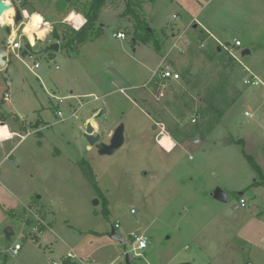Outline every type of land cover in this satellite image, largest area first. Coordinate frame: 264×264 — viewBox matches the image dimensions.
Listing matches in <instances>:
<instances>
[{"label": "rangeland", "instance_id": "1", "mask_svg": "<svg viewBox=\"0 0 264 264\" xmlns=\"http://www.w3.org/2000/svg\"><path fill=\"white\" fill-rule=\"evenodd\" d=\"M89 1L11 2L16 10L15 26L9 25L11 32L16 31L14 36L28 35L21 39L27 47L22 49L26 56L24 61L33 66L35 59H39L41 66L32 71L20 59L6 57L7 66L0 69V135L9 139L11 130L17 128L22 133L30 132L21 143L17 137L0 142L2 264H20L26 260L29 264L58 262L69 246L83 255L92 256L94 264H127L126 248L133 256L129 264H252L249 257L256 264H264V214L262 221L257 215L259 211L264 212V187H247L260 179L258 174L245 157L242 145L225 144V139L233 140L230 133L239 134L257 121L258 118L245 116L248 107L254 108L256 113L260 105L264 106V83L245 85L243 82L250 76L244 64L264 82V0H181L184 8L180 6V0H153L150 23H147L154 29L159 50L151 43L140 41L134 45L131 39L136 22L126 10L127 0H109L112 9L102 10L97 21L104 29L97 41H87L78 53L63 48L64 40L60 39L57 43L61 49L50 58L48 55L53 51L45 50L51 43H56L51 35L48 37L52 32L50 28L61 31L68 25L76 29L66 16L74 10L78 14L76 21H81L82 11ZM203 4L204 16L210 19L211 29L218 33L216 38L225 43H234L235 38L242 40L243 46L237 48L239 60L221 47V42L209 36L204 48H201L200 40L180 39L182 48L173 50L169 59L162 62L171 43L169 36L163 38L165 30L161 26L176 20L182 22L180 14L191 18ZM17 11L22 14L20 21H16ZM174 13L179 15L178 19L173 18ZM34 16L42 19L34 22ZM142 16L145 17L143 11ZM118 29L126 33L127 39L113 36ZM7 36L5 24L0 21V49H5ZM31 42L36 46L31 47ZM245 47L252 50L250 55L241 54ZM220 57L233 59L230 67L233 65L234 68L223 70L218 62ZM161 63L177 71L180 79L157 81L154 72ZM190 65V83L187 85L183 70ZM226 74L230 76L228 98L235 96L237 90L241 91V96L225 109L221 125H217L226 131L219 139H224L223 144L218 147L208 143L195 152L202 143H195L193 137L184 135L180 129L196 124L193 118L198 117L196 111L202 105L206 89ZM197 81V87L191 88L192 82ZM68 89L103 93L81 97V103H90L82 106L80 111L65 102L57 107L59 102H54L49 91L57 90L58 94ZM8 91L11 100L3 102ZM101 96L104 100L101 107L106 110H101L102 118L93 121L94 134L100 135V139L91 146L85 136L89 121L85 112L90 113L93 99ZM99 110L100 107L95 108L93 115ZM15 113L28 120L23 118L24 122L17 123L13 117ZM71 114L78 117L72 118ZM120 124H124L129 142L111 155H101L99 145L110 143ZM38 130L44 132V147L38 145L42 136ZM67 134L71 144L64 139ZM176 145L175 152L169 156L161 149L170 151ZM252 145L249 147L252 156L260 155L264 159V134L257 145ZM57 147L64 155L56 153ZM86 161L98 179L100 191L109 200L110 220L104 217L102 198L85 173ZM151 166L158 171L156 176L146 174L152 170ZM214 186L228 193L226 202L213 197L209 189ZM243 190H246L245 194L240 195ZM241 196L248 197L245 207L239 204ZM37 200L39 207L47 210L53 207L57 213L46 214V219L51 220L57 230V234L51 233L53 252L48 248L39 249L36 238L26 233L31 228L26 220L31 216L34 218L36 210L32 207L34 213H31L26 209L25 214L24 203L34 205ZM153 219L156 223L151 225L152 228L145 230V227L137 232L148 238L147 248L134 250L136 244L129 233L148 226ZM116 220L120 224L117 232L126 238V243L109 237ZM7 227L14 232L10 237L6 236ZM152 233L153 239L149 238ZM16 242L25 245L24 250L30 249L25 259L22 254L8 253ZM135 252H141V255L136 256Z\"/></svg>", "mask_w": 264, "mask_h": 264}, {"label": "crops", "instance_id": "2", "mask_svg": "<svg viewBox=\"0 0 264 264\" xmlns=\"http://www.w3.org/2000/svg\"><path fill=\"white\" fill-rule=\"evenodd\" d=\"M200 1V0H199ZM108 2H109V0H107V3L103 6V8H102V10L103 11H109V10H111L112 8H110V7H112L111 5H108ZM153 2V0L152 1H147V2H145L144 4H143V15L146 17V19H147V21H148V19H149V15L151 14V3ZM180 6L182 7V8H184L185 6H184V4H182V1L180 0ZM101 10V11H102ZM205 10V5L203 4V7L198 11V12H196L191 18H189L188 19V17L187 16H185V14H180V17H182V22H178L177 20L175 21V22H173L172 24H170V25H165V26H161V28H163L164 30H165V32H164V36H163V38L165 39H167V37L169 36L170 37V43L172 44H170V49L169 50H166L165 51V54H164V59H163V61L162 62H164V60L165 59H169V57L171 56V52L173 51V50H176V48L178 49V50H180L181 48H182V45H181V41H180V39H184V38H191L192 39V41H195V40H200L201 42H200V46H201V48H204L205 47V45H206V39L207 38H209V36H212V38H216V35L215 34H218V33H216V32H214L212 29H211V24H210V19L209 18H207L206 16H204V14H203V11ZM178 12H180V11H178ZM33 14V13H32ZM35 14V13H34ZM147 15H148V17H147ZM26 16L27 15H25V18H26ZM40 17V16H39ZM84 18H85V16H83ZM173 18L174 19H178L179 18V15H177V14H173ZM100 19V18H99ZM85 21H86V18H85ZM185 21H188L187 23H185ZM149 22V21H148ZM150 23V22H149ZM101 26H103V24L101 25ZM76 29H79V28H76ZM158 30H160V29H158ZM117 31H122V29H118ZM116 32H114L113 33V36H114V34H115ZM208 34V35H207ZM115 37V36H114ZM168 37V38H169ZM116 39H118L117 37H115ZM253 38V37H252ZM251 38V39H252ZM99 38H97V39H94L95 41H97ZM127 39V38H126ZM219 42H221V39L220 38H216ZM241 40V39H238V38H235L234 39V41L235 40ZM121 40H123V39H121ZM208 40V39H207ZM247 40H250V39H247ZM242 41V40H241ZM53 42H56V41H53ZM227 42H230V44L231 43H233V42H231V41H226V43L223 41V42H221V43H225L226 45H227ZM85 44V43H84ZM84 44H82V45H80V46H77L76 48H75V50H76V52H78V53H81V51L83 50V47H84ZM229 44V45H230ZM165 45V44H164ZM166 46H167V44H166ZM220 46V45H219ZM228 46V45H227ZM242 46H243V42H242ZM221 47H222V45H221ZM221 47H219V48H221ZM61 49V48H60ZM245 49H249V53H246V54H244V55H250L251 54V49L249 48V47H245L243 50H242V54H243V51L245 50ZM219 50V49H218ZM45 51H47V50H45ZM70 51V50H69ZM48 52V51H47ZM50 53L52 52V51H49ZM54 52L55 51H53V53H51V54H49L48 56L50 57V58H52V56L54 55ZM71 52V51H70ZM86 52V51H85ZM35 62H39V66L38 67H40L41 66V63H40V60L38 59V60H36L35 59ZM34 62V63H35ZM244 64V63H243ZM162 65V63L160 64V66ZM246 67H248L251 71H252V69H251V67L250 66H248V65H246V64H244ZM37 67V68H38ZM57 68H59V66H56ZM35 71V70H34ZM253 72V71H252ZM37 73V72H36ZM259 79H260V81H261V83H264L263 82V80L261 79V77L257 74V73H255V72H253ZM47 89V88H46ZM57 90H52V92L51 91H49V94L54 98L53 100H54V102H56V103H58V105H57V107H60V103H62V102H65L67 105H69L70 106V108L71 107H75L78 111H80L81 109H83V107L86 105V104H89L90 102L89 101H86L85 103H81V101H80V98L81 97H85V96H93V95H96V96H98V95H100V94H102L103 92H101V93H96L95 91H89V92H85V93H83V92H75V90H70V89H68V90H64L63 92H60L59 90V92H58V94H57V92H56ZM3 102H4V100H3ZM10 102V101H9ZM75 102V103H74ZM89 102V103H88ZM93 106H91V109H92V111L89 113H86L85 112V115H86V119L88 120L91 116H93V110L95 109V108H99L100 107V109L101 110H103V111H105L106 110V108L105 107H101L102 106V104H103V102H104V100H103V97L101 96V98H98V99H93ZM55 104V103H54ZM80 105L78 108H77V105ZM83 106V107H82ZM258 112H256L255 113V109L254 108H252V107H248V111L251 113V114H253V116L251 117V116H248V115H246L245 113L247 112V110L244 112V114H245V116L246 117H248V118H251V119H253V118H255V119H257V121L256 122H254V123H251V125H250V127L248 128V129H246V130H244L243 132H239V134L238 133H230L231 134V136H234V137H232L233 138V140L232 139H225V144L226 143H233V142H235L236 144H239V145H241L238 141L239 140H243L244 142H245V146H244V149H245V151H247L248 153H250V155H252V153L250 152V149H249V147H252L253 145L252 144H258V139L260 140V137H262V134H264V106H262V105H260L258 108ZM72 110V109H71ZM75 110V109H74ZM73 110V111H74ZM62 111L61 110H59L58 111V114L61 116L62 115V113H61ZM77 112V111H76ZM57 114V113H56ZM15 116H13L15 119H16V117H18L16 120H17V123H21V122H24L23 121V118L24 119H26V120H28L27 118H25V117H23L22 115H20V114H18V113H15L14 114ZM0 116H1V114H0ZM71 116H72V114H71ZM77 118L78 117V115L76 114L75 116H72V118ZM82 116H80L79 118H81ZM103 116H101L100 118H102ZM222 118H223V116H222ZM99 119V118H98ZM97 119V120H98ZM0 121H1V119H0ZM221 121H222V119H221ZM221 121L217 124V125H219L220 123H221ZM18 124V125H19ZM217 125H216V127L212 130V131H215V130H217L216 132H214L211 136H209L210 135V133H212V131L208 134V135H206V137L205 138H200V135H199V133H195L196 134V136L194 137V138H192L193 140H194V142L195 143H197L198 141L199 142H201L202 144H200V145H198V147H197V149H196V151L195 152H197V151H199L202 147H205V145L206 144H212V145H214V146H218V147H221V144H223V141H224V139H222L221 141L219 140L220 139V135H224L225 136V134H224V132H226L225 130H222V129H219V127L217 128ZM221 125V124H220ZM78 126H79V128H81V126H80V124L78 123ZM27 127V126H26ZM15 130H18V128L17 129H15ZM19 130H21V129H19ZM38 132H39V134L40 135H42L41 136V138L39 139V141H38V145L40 146V147H44V144H45V136H44V132L42 131V130H38ZM41 132V133H40ZM215 134V135H214ZM170 135V137H172V135L171 134H169ZM226 136H228V134L226 133ZM28 137V136H27ZM195 138H197V139H195ZM223 138V137H222ZM225 138V137H224ZM64 139L65 140H67L66 142L68 143V144H71L72 142V140H71V137H68V134H67V136H64ZM173 139V138H172ZM26 140V139H25ZM9 141V140H8ZM129 142V141H128ZM21 143V142H20ZM78 144V143H77ZM177 147V145L174 147V149H172V150H170V151H168V150H165V149H163L162 147H161V149L166 153V156H169L168 154H172L173 152H175L174 150H175V148ZM58 149H57V152L56 153H60V155H64V152H63V150L61 149V148H59V147H57ZM88 150H89V147L87 148ZM94 150H96L95 148H94ZM97 151V150H96ZM98 152V151H97ZM164 153V154H165ZM194 153V152H193ZM254 156V158H256V161L258 160L259 162V165L260 166H264V159L262 158V156L260 157V155L258 156V157H256L255 155H253ZM260 158H261V160H260ZM161 159H163L162 158V156H160V158H159V160H161ZM77 161V160H76ZM162 161V160H161ZM261 161V162H260ZM262 168V167H261ZM151 169H152V166H151ZM263 169V172H264V168H262ZM157 173H158V171L156 170V169H152V170H150V171H148L146 174L149 176V177H152V175L153 176H156L157 175ZM97 179V178H96ZM98 180V179H97ZM256 180H258V179H255L254 181H256ZM98 182V181H97ZM253 183V182H252ZM252 183H250V184H248L247 185V187H251V188H254V189H257V188H261V187H264L263 185H260V186H251V184ZM217 189H221L220 187H212V188H210L209 190H210V192H212L211 194L212 195H214L213 193L217 190ZM227 193V192H226ZM253 195V197H254V200H256L257 199V196H256V194H252ZM214 197V196H213ZM244 197H246V196H244ZM215 198V197H214ZM248 198V197H247ZM247 198H245V199H247ZM38 199H41V196H39L38 197ZM216 200H218V201H220V202H226V201H222V200H219V199H217V198H215ZM38 200H37V202H34V205L33 204H25L24 203V213L25 214H27L26 213V209L27 210H33V208L36 210V215L38 216V217H40L46 224H37V219L34 217H29L27 220H26V223L29 225V226H31V228H29L28 229V231L26 230V233L28 234V235H30V236H32V237H35L36 238V240H37V245L39 246V249H41V248H48L49 249V251H51V252H53L54 251V249H53V247L51 246V244L53 243L52 242V240L54 239V237L51 235V233H53V234H57V230H56V228L54 227V224H53V222L51 221V220H47L46 219V214H49L51 211H52V213L55 215V214H57V213H55V210L53 209V207H48V210L46 209V208H44V207H39L38 206ZM33 207V208H32ZM234 207H235V205H234ZM236 207H237V205H236ZM235 207V208H236ZM46 209V210H45ZM264 214V212L263 211H259L258 213H257V215L258 216H261L260 217V219H261V221H262V215ZM156 219H153L152 221H151V223H149V225L147 226H142V227H138V228H136V229H133L129 234H131L132 232H138L139 230H144L143 228H145V230H147V229H150V228H152V224H155L156 223V221H155ZM119 220H116L115 222H118ZM115 222H113L112 223V226H114V223ZM35 228H38V230L36 231V229ZM12 229V228H11ZM117 230V229H116ZM13 231V230H12ZM140 233V232H139ZM14 234V232H12V234L11 235H13ZM142 235H144V234H142ZM145 236V235H144ZM146 237V236H145ZM147 238V237H146ZM149 238H151V239H153V233L151 234V236L149 237ZM262 238H264V237H262ZM261 238V239H262ZM147 240H148V238H147ZM16 243H19V242H16ZM24 248H25V245H23L22 244V248H21V250L19 251V253H18V255L20 254H22L21 255V257L23 258V259H25V257L27 256V250H28V252H29V250L30 249H26V250H24ZM24 251V252H23ZM15 255H17V254H15ZM63 257H71L72 259H74V260H77L79 263H81V264H94V260H93V257L92 256H90V255H83V254H81V253H79L74 247H72V246H69V249L68 250H66V252H64V253H62V255L60 256V258H59V261L57 262V261H55V260H52V262H50V264H60L61 263V260H62V258ZM25 261V260H24ZM249 261L252 263V264H256L255 263V261H253L252 260V257H249ZM11 262V261H10ZM30 263V261L29 260H26L24 263H21L20 262V264H29ZM190 264H192L191 262H189ZM260 263V262H259ZM0 264H2V263H0ZM6 264H17V263H6ZM209 264H211V262L209 263Z\"/></svg>", "mask_w": 264, "mask_h": 264}, {"label": "trees", "instance_id": "3", "mask_svg": "<svg viewBox=\"0 0 264 264\" xmlns=\"http://www.w3.org/2000/svg\"><path fill=\"white\" fill-rule=\"evenodd\" d=\"M107 0H90L88 5L85 7V9L82 11L85 18L79 22L72 23V25L75 28L74 29L68 25H65L61 31L55 29L53 30L51 34V39L53 41L59 42L60 39L64 40L63 48H65L67 51H75V48L77 46H80L84 43H86L89 40H94L97 38H100L103 35L104 29L102 26L97 25V21L100 16V12L102 10V7L105 5ZM147 1L152 0H127V12L130 13L131 17L135 20L136 25L134 28L132 43L136 45L138 42H143L146 44H152L157 50L160 48V44L155 41L154 38V29H152L148 23L145 17L142 16L143 11V4ZM222 58V57H220ZM233 59H227L224 58L218 59V62H220L219 65H221L222 69L227 68L231 66V62ZM233 63V62H232ZM191 68L192 66H188L183 70V79L185 80L184 83L187 85L190 83V76H191ZM230 67V70L233 69ZM189 76V77H188ZM229 79L230 76L226 74L218 80L217 83L209 86L202 98V105L197 108V115L198 117H195L196 124L195 125H186L181 127V131L184 132V135L188 137H195V133H199L200 138H205L206 135H208L215 127L216 125L221 121L222 116L225 113V109L228 107H231L241 96V91L237 90L235 91V96L233 95L231 99L228 98V85H229ZM198 85V81L192 82V87L195 88ZM224 106V107H223ZM190 110L193 111V105H191ZM18 117H16L17 119ZM3 120H6V117L2 118ZM199 119V122H198ZM179 125V124H177ZM195 132V133H194ZM243 147L245 146V143L243 140L238 141ZM245 157L247 158L248 162L252 166V168L255 170V172L258 174L259 178L258 180L254 181L251 186H264V172L261 168V166L258 164L256 159L248 154L245 149L243 150ZM85 167V168H84ZM84 170L86 175L89 177L90 181L94 185V188L98 192V194L102 198V204L103 209L102 213L104 217L107 220H110V210H109V200L108 198L100 191L98 187V182L95 176V173L90 166V164L86 161L84 164ZM262 179V180H261ZM250 187V186H249ZM246 190L241 191L239 194L244 195ZM60 264H81L77 260L72 259L71 257H63Z\"/></svg>", "mask_w": 264, "mask_h": 264}, {"label": "built area", "instance_id": "4", "mask_svg": "<svg viewBox=\"0 0 264 264\" xmlns=\"http://www.w3.org/2000/svg\"><path fill=\"white\" fill-rule=\"evenodd\" d=\"M53 32V28H50ZM13 30V29H12ZM14 31V30H13ZM13 31L8 34L7 36V40H6V46H5V49L7 51V57H12V58H16V59H20L21 61H23L26 65L27 62L24 61V56L23 55V52H22V49L23 48H26V46H23L22 44V38L27 36L25 33H22V35L20 36L19 34L16 36L13 35ZM18 31V30H17ZM51 32V33H52ZM49 33V32H48ZM51 33L48 35V37H50ZM115 37H117L118 39H126L127 36H126V33L124 31H118L114 34ZM31 47H35L36 45H34L32 42L30 43ZM222 46H224L226 49L229 50V53L235 57L236 59L239 60V55H238V51H237V48L241 47L242 46V41L241 40H235L234 43H231L230 45H226V44H223L221 43ZM28 53H30V51L28 50ZM242 54V52H241ZM29 66V65H28ZM39 66V62H35L33 64V66H29L30 69L32 71H34L35 68H37ZM245 69L248 70L250 72V76L246 79L243 80L244 84L246 85H258L261 83L260 79L248 68L244 65ZM154 76L156 77L155 79L157 81H161V82H168V81H177L180 79V74L175 71L174 69H172L170 66H165L164 63H162L161 66H159L157 68V70L154 72ZM3 100L5 102H9L11 100V93L6 92L5 95H4V98ZM246 115L248 116H253V114H251L249 111H247L245 113ZM193 121L195 122L196 119L193 118ZM12 131V137L9 138V139H3L0 135V142H4V141H8V140H11V139H14V138H19L20 139V142L24 141L27 136L29 135V131L28 132H20L19 130H11ZM239 204L243 207H245L247 205V202H246V199L245 197L241 196L240 198V201H239ZM31 213H34L33 210H31ZM34 217L37 219V224H46L40 217H38L36 215V213H34ZM114 227L116 229L120 228V224L119 222H116L114 223ZM36 231L38 230V228H35ZM130 237L132 239V242L133 244H136V246L134 247V250H142V249H145L147 248L148 246V240L147 238L142 235V234H139L137 232H132L130 234ZM22 248V244L21 243H16L13 247H10L8 249V253L11 254V255H15V254H18L19 251L21 250ZM135 255L136 256H140L141 255V252H135ZM0 263H2V261L0 260Z\"/></svg>", "mask_w": 264, "mask_h": 264}, {"label": "water", "instance_id": "5", "mask_svg": "<svg viewBox=\"0 0 264 264\" xmlns=\"http://www.w3.org/2000/svg\"><path fill=\"white\" fill-rule=\"evenodd\" d=\"M70 1V0H67ZM9 5H5V4H0V16L4 13V11L6 9H8ZM22 19V14L17 11V17H16V21H20ZM8 34L11 32L10 26L9 25H5ZM230 42H227V45H229ZM47 51H58L60 50V44L59 43H51L50 45H48V47L46 48ZM249 53V49H245L243 51V54ZM26 54V53H24ZM7 51L6 49H0V69H4L7 66ZM7 71H9V69H7ZM101 116H103V114L101 113V109L98 111V114H94L92 117L89 118V121L86 124V130H85V136L86 139L88 141V143L91 146H94L97 142H99L100 139V135H95L94 134V124L93 121L95 119L100 118ZM129 139L126 138L125 136V126L124 124H120L114 131L110 143H101L99 145V153L101 155H111L113 154L115 151H117L125 142H128ZM214 197H216L219 200L222 201H227L229 198L228 193H226L225 191H222L221 189H217L214 193ZM98 203V201H96ZM236 207V205H235ZM6 232V236L10 237L12 234V229L11 227H7L5 229ZM109 237H111L114 240L120 241L121 243H126V238L117 232L116 228L114 226H112L110 232H109ZM126 262L127 264L131 263V261L133 260V256L130 253V251L126 248ZM178 264H190L188 262H184V263H178Z\"/></svg>", "mask_w": 264, "mask_h": 264}, {"label": "bare ground", "instance_id": "6", "mask_svg": "<svg viewBox=\"0 0 264 264\" xmlns=\"http://www.w3.org/2000/svg\"><path fill=\"white\" fill-rule=\"evenodd\" d=\"M12 0H9V7L8 9H6L4 11V13L0 16V21L1 23L5 24V25H14L15 26V20H14V16L16 13V10L14 8V6L11 4ZM5 13H8V15H5ZM78 18V14L77 12H74V10H72V12H70L67 16H66V20L71 22V23H75L76 19ZM16 29V28H15ZM15 30L13 31V35L15 34Z\"/></svg>", "mask_w": 264, "mask_h": 264}, {"label": "clouds", "instance_id": "7", "mask_svg": "<svg viewBox=\"0 0 264 264\" xmlns=\"http://www.w3.org/2000/svg\"><path fill=\"white\" fill-rule=\"evenodd\" d=\"M9 3V0H0V4H5V5H7ZM5 15H8V13H5ZM42 18L41 17H39V16H34L33 17V21L34 22H38V21H40Z\"/></svg>", "mask_w": 264, "mask_h": 264}]
</instances>
